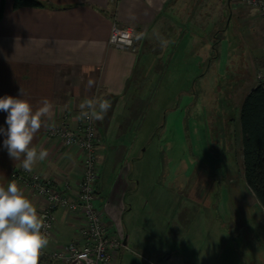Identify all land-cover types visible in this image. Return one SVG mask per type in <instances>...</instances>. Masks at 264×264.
Masks as SVG:
<instances>
[{
  "label": "crops",
  "instance_id": "0c3cea01",
  "mask_svg": "<svg viewBox=\"0 0 264 264\" xmlns=\"http://www.w3.org/2000/svg\"><path fill=\"white\" fill-rule=\"evenodd\" d=\"M36 1L44 6L14 10L13 0H0V97H19V90L22 88L24 96L21 98L28 100L34 110L41 106L40 102L44 98L52 104L51 118L44 119L31 144L37 152L47 150L48 156L43 161H37L32 170L27 172L59 182V189L73 196L81 178V154L77 150L63 147L57 140L49 139L46 127L63 113L73 116L80 114L79 104L88 97L95 96L97 100L110 101V109L95 124L100 168L101 165H111L109 175L112 177L105 186L100 175L96 185L95 205L109 230L116 229L119 234L123 233L126 243L129 240L133 244L131 232L134 226L128 223L127 227L123 222L122 227L120 221L130 214L132 208L130 205L128 209L126 203L128 192H133L131 195L135 196L141 187L139 180L134 184L127 182L130 180L128 176L131 169L125 160L141 157L139 148L134 147L136 141L130 140L129 127H135L131 123L137 119L139 109L151 100L147 97L148 91L154 87L148 84V80H155L160 73L163 74L162 78L186 80L189 83L188 90L183 91V94H198L195 83L191 85L190 81L210 77L208 70L216 64L215 56L211 58V54L215 55V45L211 41L213 42L217 33L216 6L211 7V0ZM226 4L228 6V0ZM232 8L238 12L239 22L248 25V38L252 48V54L247 55L242 67L243 76L246 77V82L242 84L243 95L239 97L237 90L228 87V104L235 93L238 95L236 109L239 116L244 97L257 85L256 76L253 75L252 81L250 73L264 72V50L261 53L257 50L260 49V42L264 43V27L255 10L237 6ZM114 25L131 32L133 47L118 49L109 45L108 39ZM201 51L207 53L203 61ZM174 57V71H169V66L163 69L164 65L161 64ZM205 63L207 70L203 67ZM89 80L93 81L91 88L88 87ZM6 117L7 113L0 111V128H7ZM116 128L125 130V143L120 146L125 152L116 146V142L123 139L124 131L118 130L119 139L116 140ZM5 138L0 134V185L7 186L13 181L10 178L12 170L23 169V157L19 161L9 157L3 146ZM16 183L39 215L46 206L45 200L28 187ZM243 185L244 189L233 186L237 189L233 193L237 194L235 191L240 189L254 197L244 177ZM201 187L198 184L191 191L192 196L199 201L206 190ZM145 203L148 206V201ZM222 216L215 211V216L207 215V218L213 222L216 219L228 222L227 213ZM55 217L48 248L77 239V231L81 225L78 214L56 210ZM245 219L248 220L247 217ZM229 221L236 224V227L243 224L239 219L231 218ZM241 227L243 229V225ZM244 228L246 230L245 226ZM226 230L228 231L227 227ZM143 232L148 234L155 231L152 226H144ZM140 243L136 247L145 251L148 259L163 261L165 264H185L179 259L177 250H167L163 245L150 241ZM221 251L228 254L227 250ZM253 252L255 255L250 264H264L263 244H259Z\"/></svg>",
  "mask_w": 264,
  "mask_h": 264
},
{
  "label": "rangeland",
  "instance_id": "374dc122",
  "mask_svg": "<svg viewBox=\"0 0 264 264\" xmlns=\"http://www.w3.org/2000/svg\"><path fill=\"white\" fill-rule=\"evenodd\" d=\"M214 6L217 33L211 41L215 45V55L211 54V58L215 56L216 64L208 70L210 77L191 80L190 84L195 83L198 90V94L191 95L182 93L188 90L189 84L184 79L162 78L160 73L155 80H148L154 87L148 91L147 97L151 100L139 109L137 119L131 123L135 127H129L130 140L136 141L134 147L139 148L141 157L124 159L131 169L127 182L134 184L139 180L141 187L135 196L128 192L126 203L128 209L130 205L132 208L129 215L120 219L122 227L123 222L127 227L128 223L134 226L133 244L129 240L126 243L123 233L120 235L116 229L110 231L128 247L119 251L112 264H145L143 258L147 254L136 247L145 241L163 245L167 250H177L179 259L185 264H250L255 255L253 250L259 244L264 247V211L250 193L245 194L240 189L235 191L237 194L233 193L237 190L233 186L244 189V185L236 109L238 95L235 93L228 104V87L237 90L239 97L243 95L242 84L246 77L242 67L247 55L252 54V48L248 38L250 29L239 22L238 12L232 7L246 6L235 0H228V6L226 0H211V7ZM262 36L264 39V32ZM260 43L257 50L261 53L264 43ZM205 55L207 53L201 51V61ZM175 57L164 61L162 68L169 66V71H174ZM257 73H250V79ZM87 99H95V96ZM120 129L123 128L114 129L117 137ZM125 136L124 140L116 139L118 149L125 143ZM96 157L105 185L112 177L109 175L111 165L100 168L98 149ZM198 184L206 189L200 201L191 192ZM215 211L221 216L227 213L228 222L208 219L207 215L215 216ZM231 218L242 220L243 224L236 227L229 221ZM80 220L82 223L81 216ZM144 226H152L155 232L144 233Z\"/></svg>",
  "mask_w": 264,
  "mask_h": 264
},
{
  "label": "built area",
  "instance_id": "2783aa9c",
  "mask_svg": "<svg viewBox=\"0 0 264 264\" xmlns=\"http://www.w3.org/2000/svg\"><path fill=\"white\" fill-rule=\"evenodd\" d=\"M235 1L254 9L264 24V0ZM108 43L112 47L126 49L133 47V37L128 29L114 25ZM256 80L257 84H264V72H258ZM79 115L63 113L46 127V136L49 139L57 140L63 147L77 150L81 154V178L73 196L59 189L58 182L45 180L39 174L29 173L20 168L12 170L10 174L13 181L28 187L45 200L46 206L39 216L44 218L47 225L42 231L49 241L56 221V210L78 214L82 218L77 231L78 238L54 248H48L47 245L38 259L39 264H112L119 251L128 248L121 238L110 232L95 205L96 185L100 179L96 157V124L95 120L81 119ZM143 260L145 264H164L147 258Z\"/></svg>",
  "mask_w": 264,
  "mask_h": 264
},
{
  "label": "clouds",
  "instance_id": "9594fccd",
  "mask_svg": "<svg viewBox=\"0 0 264 264\" xmlns=\"http://www.w3.org/2000/svg\"><path fill=\"white\" fill-rule=\"evenodd\" d=\"M92 86L93 81L89 80L88 87ZM23 96L24 90L20 88L19 97H0V111L7 113V128H0V134L6 137L3 146L9 157L15 161L23 157V169L31 171L37 161L48 156L47 150L37 152L31 144L44 119L51 118L52 104L44 98L34 110ZM110 107L108 100L85 99L79 104V118L102 120ZM46 228L44 218L15 181L0 185V264H38L49 243L42 231Z\"/></svg>",
  "mask_w": 264,
  "mask_h": 264
},
{
  "label": "trees",
  "instance_id": "16d2710c",
  "mask_svg": "<svg viewBox=\"0 0 264 264\" xmlns=\"http://www.w3.org/2000/svg\"><path fill=\"white\" fill-rule=\"evenodd\" d=\"M36 0H13V9L43 7ZM243 177L264 210V84L258 83L244 97L239 109Z\"/></svg>",
  "mask_w": 264,
  "mask_h": 264
}]
</instances>
